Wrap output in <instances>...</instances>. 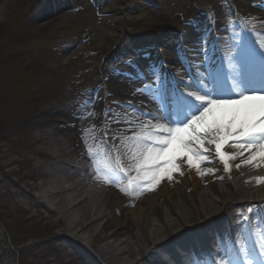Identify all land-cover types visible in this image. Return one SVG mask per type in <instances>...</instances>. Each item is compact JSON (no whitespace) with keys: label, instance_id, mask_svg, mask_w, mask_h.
<instances>
[{"label":"rangeland","instance_id":"obj_1","mask_svg":"<svg viewBox=\"0 0 264 264\" xmlns=\"http://www.w3.org/2000/svg\"><path fill=\"white\" fill-rule=\"evenodd\" d=\"M7 1L0 0V6ZM111 1L15 0L0 18V109L10 113L21 108L26 111L23 118L0 128V264H86L84 252L92 258L93 264H102L85 243H82L83 251L77 253L50 240L48 224L51 218H44L25 191L30 190L37 195L48 180L43 171L59 160L83 164L84 160L86 164L93 165L101 159L121 177H124L121 169L130 166V150L134 144L131 137L142 134V129L125 124L120 127L114 117L101 116L104 122L99 135L92 133L87 145L81 147L80 141L65 130L66 122L59 119L70 107L74 108L71 116L86 103L98 102L102 85L106 83L103 75L111 70L121 78V83L134 86L149 81L146 73L143 74L146 70L159 75L155 57H145L137 51L133 57L115 54L112 45L117 38L108 33L115 26V15L106 12ZM123 3L126 7L148 13L157 22H175L174 27H181L183 31L195 27V34L201 39L204 35L202 25L207 23L206 12H213L220 29L224 30L230 21L232 4L231 0H124ZM35 13L37 15L33 17ZM245 19L257 26L252 19ZM124 23L125 30L115 44L117 46L131 48L132 39L151 34L158 36L161 32L157 26L133 16L125 19ZM63 52L65 57L58 60ZM119 72H127L131 78L121 76ZM110 91L107 90L102 97V114H107L106 110L110 109L111 113L107 115L120 117V112L115 110L117 106L125 113L135 114L134 92L118 94ZM135 115L145 116L140 113ZM206 147L214 152L213 146ZM249 151L255 157L252 160L248 159L249 152L242 150H233L228 154L234 157L227 165L231 169L228 176L234 178L246 174L252 171L255 162H264V158L255 155V150ZM210 159L213 162L206 163V166L213 171L211 184L201 185L197 193L205 191L219 201L215 190L223 188L226 176L221 167L224 165L215 155ZM185 194L189 207L183 205L182 210L187 213L189 208L194 210L195 205L191 196L187 192ZM251 199L248 196L237 198L219 205L215 211L225 219L226 226L236 227V222L244 223L243 220L246 221L250 215L259 220L255 204L248 202L233 206L239 201ZM59 200V196L53 197L50 203L62 210ZM175 202L182 204L178 196ZM105 205L109 207L108 198L96 203L99 210ZM166 211L167 206L159 203L147 219L157 223L154 214L164 215ZM131 231L136 235L138 244L145 247L139 232L134 227ZM105 232L111 231L105 229ZM95 244L98 246L102 242L98 240ZM259 247L263 249L264 245ZM132 249L136 251L135 246ZM239 257H242L241 254ZM212 260L215 264L222 263L217 258L212 257ZM198 262L202 264L201 260ZM224 262L227 264L226 260Z\"/></svg>","mask_w":264,"mask_h":264},{"label":"bare ground","instance_id":"obj_2","mask_svg":"<svg viewBox=\"0 0 264 264\" xmlns=\"http://www.w3.org/2000/svg\"><path fill=\"white\" fill-rule=\"evenodd\" d=\"M231 1L232 7L241 18H250L259 24L264 22V5L261 0L259 4L258 0ZM14 2L15 0H9L0 6V18ZM123 2L124 0H112L106 8V12H113L115 15V26L108 31L111 36L117 38L112 45L115 54L133 57L134 52L137 51L145 57H155V63L163 61L167 70L175 75L176 81L181 84L185 93L194 91L198 94V91H202L199 85L207 76V71L204 70L206 63L203 60L206 57L203 51L210 49L211 42L208 34L211 31L210 25L208 23L202 25L201 30L208 34V37L201 39L196 36L195 27L183 31L181 27H174L175 22H157L148 13L137 8L126 7ZM36 15L37 13L33 17ZM131 16L157 26L160 28V34L134 38L130 44L131 48L115 45L124 33V20ZM248 31L252 37L258 39L256 45L264 48V30L249 26L246 33ZM233 47V43L221 41L220 64L225 65L229 50ZM64 57L65 53H60L58 60ZM256 61L258 67H262V59L259 55ZM188 72L196 76L197 83H189L186 87L184 81L187 80ZM145 73L148 77L156 78V74L150 70H146ZM103 76L106 78V83L102 85L103 90L98 102L82 106L71 116L70 112L74 111V108L70 107L68 111L64 110L63 117H59L66 122L67 129L65 130L80 141L81 147L87 145L92 133L99 135L104 122L101 116L114 117L120 127L125 124L131 128L142 129V134L132 137L151 134L153 127L162 122L159 116L161 108L164 111V117L169 122L174 120L177 124H182L185 121L184 118L176 117L179 114L177 111H167L164 104H158L154 99V93L142 91L145 85H128L122 81L123 84L114 70ZM201 80L203 81L200 82ZM107 83L110 84L106 85ZM154 84L150 85L155 86ZM109 89L112 90L110 92L118 94H133L134 92L132 97L134 108L145 112L148 118L125 113L119 106L115 107V110L120 112V117L102 114L100 103L103 94ZM186 98L196 103L192 97L186 95ZM139 142L143 143V141ZM133 143L131 153L138 141L133 140ZM211 148L214 149V146ZM232 151V149H225L226 154ZM83 162L85 163L59 160L52 163L46 168L47 170L43 171L48 175V180L38 194L34 195L30 190L25 191L34 206L44 214V218H51L48 224L49 239L58 246L80 253L83 251L82 243H85L93 249L94 257L98 258L102 264H197V258L206 260L209 259V255L219 257L216 251H225L233 242L235 246L240 247L248 240L254 241L255 239L258 244L264 241L258 234L259 223H252L249 231L247 221L244 225L242 222H236V227L226 226L228 224L225 219L215 211L219 209V205L237 198L243 199L245 196L251 197V201H239V203L250 202L251 205L255 204L264 209V162H255L251 167V172L234 176V178L230 176L224 178L223 188L215 190L219 201L212 199L205 191L197 193L201 185L211 184L212 175H199L195 170H189L186 167V161L180 162L183 175L174 172L172 181H162L154 192L144 191L142 182L130 187V177L119 176L101 159L93 165L86 164L84 160ZM125 170H130V166ZM201 172L213 173L206 163L202 165ZM132 175L135 173L133 172ZM104 179H109L110 183L106 185ZM96 191L98 193H92ZM185 192L191 196V202L195 205L194 210L188 209L189 214L182 210L183 205L189 207ZM57 196L60 197L58 203H61L62 210H58L53 203H50V200ZM176 196L182 204L175 202ZM105 198H108L109 207L106 208L105 205L103 209H97L96 203L103 202ZM159 203H164L167 211L164 215L154 214L157 223H151L147 218ZM249 218L254 217L250 215ZM143 221H145L144 224H142ZM252 221L254 222V219ZM100 223L102 224L98 227ZM132 227L139 232L146 244L145 247L138 244L136 235L131 231ZM105 229L111 232L106 233ZM233 232L234 237H232ZM98 240L102 244L95 246ZM133 246L136 247V251H133ZM213 246L216 247V251ZM83 254L84 262L93 264L92 258L85 252Z\"/></svg>","mask_w":264,"mask_h":264},{"label":"snow or ice","instance_id":"obj_3","mask_svg":"<svg viewBox=\"0 0 264 264\" xmlns=\"http://www.w3.org/2000/svg\"><path fill=\"white\" fill-rule=\"evenodd\" d=\"M239 43L237 41L228 54L224 66L207 65L206 79L199 85L202 91L185 93L197 104V110L188 112L185 122H169L161 108L162 122L153 127L152 133L132 137L138 143L130 158V170L121 169L124 176L130 177V187L142 182L144 191L154 192L162 181L171 182L174 172L183 175L182 161L199 175H213L212 172L202 173L201 167L213 162L212 155L227 166L234 157L226 154V148L249 152V160L255 158L249 150H255L256 156L264 158V89L245 87L250 76L234 60ZM257 48L264 54V48ZM205 57L207 59V53ZM184 83L189 86V81ZM160 86L161 78L158 77L155 86L146 85L142 91L154 93V99L160 104ZM206 145L214 146V153ZM104 183L109 184V179H104ZM260 252L264 256V251Z\"/></svg>","mask_w":264,"mask_h":264},{"label":"trees","instance_id":"obj_4","mask_svg":"<svg viewBox=\"0 0 264 264\" xmlns=\"http://www.w3.org/2000/svg\"><path fill=\"white\" fill-rule=\"evenodd\" d=\"M25 110H19L17 112L10 113L9 111H4L3 109H0V128L6 127L10 122H13L20 117L23 118Z\"/></svg>","mask_w":264,"mask_h":264}]
</instances>
